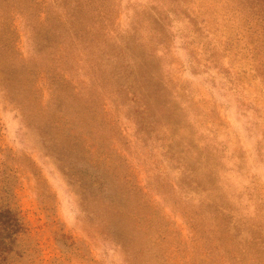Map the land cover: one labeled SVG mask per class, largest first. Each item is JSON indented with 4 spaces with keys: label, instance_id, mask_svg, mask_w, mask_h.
Segmentation results:
<instances>
[{
    "label": "rangeland",
    "instance_id": "rangeland-1",
    "mask_svg": "<svg viewBox=\"0 0 264 264\" xmlns=\"http://www.w3.org/2000/svg\"><path fill=\"white\" fill-rule=\"evenodd\" d=\"M263 1L0 0V264H264Z\"/></svg>",
    "mask_w": 264,
    "mask_h": 264
},
{
    "label": "trees",
    "instance_id": "trees-1",
    "mask_svg": "<svg viewBox=\"0 0 264 264\" xmlns=\"http://www.w3.org/2000/svg\"><path fill=\"white\" fill-rule=\"evenodd\" d=\"M257 0L256 3H258ZM264 2V1H263ZM264 4L260 7V11L255 13V24L259 25L261 27V31H264ZM250 27V26H249ZM253 33L254 29L249 31L250 36L248 42H253ZM21 226V221L19 219V216L15 213V211L11 208L10 205L6 206L0 205V248L6 247L8 244L11 243V239L7 242L5 237H10L12 232H16L19 230V227Z\"/></svg>",
    "mask_w": 264,
    "mask_h": 264
}]
</instances>
